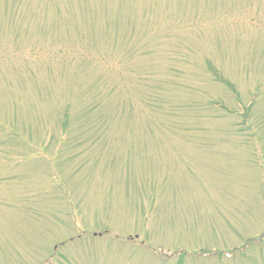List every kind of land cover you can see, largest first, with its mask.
Masks as SVG:
<instances>
[{"label":"rangeland","instance_id":"1","mask_svg":"<svg viewBox=\"0 0 264 264\" xmlns=\"http://www.w3.org/2000/svg\"><path fill=\"white\" fill-rule=\"evenodd\" d=\"M0 264H264V0H0Z\"/></svg>","mask_w":264,"mask_h":264}]
</instances>
